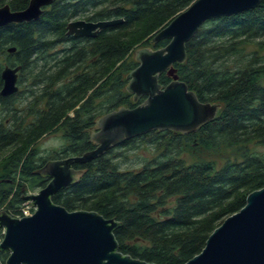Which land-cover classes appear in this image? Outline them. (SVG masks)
Segmentation results:
<instances>
[{
    "label": "trees",
    "instance_id": "trees-1",
    "mask_svg": "<svg viewBox=\"0 0 264 264\" xmlns=\"http://www.w3.org/2000/svg\"><path fill=\"white\" fill-rule=\"evenodd\" d=\"M29 1L0 0V6L8 3L12 10H21ZM194 1L54 0L38 20L0 27V53L6 56L5 62H0V92L5 65H21L23 72H32V65L42 64L23 92L10 96L0 93V109L9 118L0 122V156L15 146L2 161L0 211L4 207L16 216L25 202L24 184L32 188L47 185L33 175L46 160L94 149L85 129L95 124L100 111L104 114L121 106L135 107L143 101L134 100L124 89L129 82L127 75L139 65L137 60H127L129 54L138 42L152 43L154 49L166 46L168 39L154 43L152 38ZM93 8L99 11L88 20L122 18L123 22L95 37L68 35L71 19ZM137 25L140 34L133 38L125 34ZM261 38L264 0L253 9L206 21L186 44V61L174 66L180 80L201 101L221 105L217 116L191 133L153 130L115 147L129 149L137 146V140L151 139L160 150L159 157L146 161L138 170H120L115 159L122 153H114L115 148L90 162H74L73 168H86L88 173L79 184L55 193L53 202L70 211L95 210L119 221L122 225L114 231L119 250L133 258L184 264L199 254L210 234L245 206L248 194L264 187V154L248 146L251 142L264 145V56L252 53L234 68L224 63L230 57L243 56V43ZM258 43L264 45V40ZM60 44L64 46L55 50ZM10 47L16 51L9 52ZM114 66L117 68L102 85L107 86L112 101L97 111L93 104L104 93L100 86L93 88ZM28 79L22 74L18 85ZM159 81L166 85L171 77L163 73ZM26 94L33 101L19 106ZM84 96L74 116H69L68 110ZM30 114L35 116L34 122L26 121ZM58 129L63 130L66 144L54 154L41 155L36 143ZM189 145L195 153L232 148L236 158H228L221 166L207 157L188 162L181 153ZM8 255V251H0V264H6Z\"/></svg>",
    "mask_w": 264,
    "mask_h": 264
},
{
    "label": "water",
    "instance_id": "water-1",
    "mask_svg": "<svg viewBox=\"0 0 264 264\" xmlns=\"http://www.w3.org/2000/svg\"><path fill=\"white\" fill-rule=\"evenodd\" d=\"M54 0H30L26 8L12 10L10 4L0 6V27L11 23L38 20L44 8ZM261 0H195L177 14L152 38L166 46L136 50L139 65L128 75L127 90L134 99L146 96L135 107L121 106L99 117L98 131L90 132L96 146L82 155L47 161L33 175L50 181L35 194L23 196L36 208L31 216H12L0 211V251H9L6 264H157L119 250L115 230L122 224L95 210L70 211L54 203L52 196L71 184H79L87 169H75L74 162L86 163L106 154L127 139L153 130L183 133L197 131L213 120L219 103L201 101L177 74L176 63L187 59L189 42L208 20L253 9ZM123 19L100 21L71 20L67 34L95 37ZM15 52L16 47H10ZM21 65H5L1 95L19 91ZM171 81L163 85L161 74ZM184 264H264V187L248 194L245 206L228 216L208 237L204 249Z\"/></svg>",
    "mask_w": 264,
    "mask_h": 264
},
{
    "label": "rangeland",
    "instance_id": "rangeland-1",
    "mask_svg": "<svg viewBox=\"0 0 264 264\" xmlns=\"http://www.w3.org/2000/svg\"><path fill=\"white\" fill-rule=\"evenodd\" d=\"M100 9H102V7H99ZM99 8H93L90 11H85L84 13L81 14H77V16L73 17L71 20H88L89 16L92 15V13L99 11ZM141 29V27H139V25L134 26L131 29H128L125 34L129 35V37H135L136 35L140 34L141 31H139ZM264 38L261 39H257L255 42H249V43H243L242 44V48L241 51L243 52V56L240 57L239 59H237L235 56L234 57H230L227 59V61H224V63L231 67L234 68L236 66H239L241 64H243L244 62H246L247 56H249L252 53H258L260 56H264V45L259 44L258 42L263 41ZM64 45H58L57 48L55 50H58L60 48H62ZM143 47H147L150 49H154L153 48V44H146L143 42H138L137 43V48L134 51H131V53L129 54L127 60H136V50L139 48H143ZM6 59V56L4 53H0V62L4 63ZM225 60V58H224ZM42 64L41 62H39L38 65H32L31 69L32 72H30L31 70H24V72L22 71V69L19 72V78L22 74H24V78L25 76H28L29 79L22 85H19V91L23 92L27 87H30V85L32 84V80L31 77L36 74V72H38L41 68ZM118 66V65H117ZM117 66L112 67L111 70H107L106 73L103 74L102 78L98 81V83L96 84V86L93 88H98V86H100V90L104 93V95L101 98H98L95 103L93 104L95 106V110L99 111L100 108H102V106L111 103L112 101V97L111 94L108 93L109 91H107V86H105V88L102 87V85L105 83L106 79H108L109 75L117 68ZM127 74H125L126 77ZM127 85L128 83L125 85V90L127 91ZM39 93V92H38ZM89 94V93H88ZM26 96V97H25ZM24 97V99L22 100V102L19 104V106H28L29 102L33 101V97L31 95L26 94ZM85 97H81L79 101H77L75 104H73L71 106V109L68 110V115L69 116H74V111L76 109H78V107L80 106V104L85 100ZM72 104V103H71ZM40 107H45V101L40 103ZM21 109V107H19ZM26 108V107H25ZM220 111V110H219ZM102 111L99 112L100 115H98L95 118V122L97 121V119L101 116H103L104 114H101ZM219 113V112H218ZM22 115L26 116V112L22 113ZM7 114L3 111H1L0 109V122H6L8 121L9 118H6ZM27 122H34L35 121V116L34 115H28ZM63 130L62 129H58L57 131L51 133V134H47L45 136H43L37 143L36 146L39 148L40 154L43 156H48L51 154H54L55 152L59 151L60 149H62V147L66 144L65 139L63 137ZM136 147L133 148H115L114 149V153H118L121 152L122 155L117 157L115 159L116 162H118L120 170L122 171H128V170H138L142 167V165L153 158L159 157L160 154V150L157 149L156 144H153L151 139H147V140H137L136 142ZM249 148L250 150L254 151V152H258L260 154H264V145H257L256 142H251L249 143ZM15 149L13 147H10L8 149H6L2 155L0 156V178H1V174L3 172V163L2 161ZM40 155V156H41ZM182 157L186 158L188 162H194L197 158L199 157H207L212 159L218 166H221L222 164H224V162L230 158V159H235L236 158V152L234 149L232 148H221L219 151L217 152H198L195 153V149H193L190 145L186 148L185 151H183L181 153ZM26 188V192L24 194L28 195V194H35L37 193L42 187H35L32 188L30 186H27L26 184H24V187ZM27 201V200H25ZM29 202L30 205H32L31 201H27ZM23 204V203H22ZM33 207V206H32ZM34 208V207H33ZM1 210H5L4 207L1 208ZM12 215V214H11ZM13 216V215H12ZM16 217V216H15ZM4 231L1 230L0 232V240L2 239ZM2 234V235H1ZM9 253V251H8Z\"/></svg>",
    "mask_w": 264,
    "mask_h": 264
},
{
    "label": "flooded vegetation",
    "instance_id": "flooded-vegetation-1",
    "mask_svg": "<svg viewBox=\"0 0 264 264\" xmlns=\"http://www.w3.org/2000/svg\"><path fill=\"white\" fill-rule=\"evenodd\" d=\"M116 19H117V18H116ZM87 21H93V20H87ZM96 21H100V20H96ZM101 31H102V30H101ZM101 31H100V32H101ZM100 32H99V33H100ZM99 33H98V34H99ZM84 37H85V36H84ZM141 98H143V101H144L145 98H146V96H143V97H141ZM141 98H139V99L136 100V101H140ZM134 100H135V99H134ZM143 101H142V102H143ZM142 102H140V103H142ZM140 103H139V104H140ZM85 130L89 131V134H90V132H92V131H94V130H95V131H98V128H97V126H96V122H95L94 125L89 126V127L86 128ZM91 140H92V139H91ZM92 141H93L94 145L96 146L94 140H92ZM117 146H119V145H117ZM117 146H116V147H117ZM114 148H115V147H114ZM112 149H113V148H112ZM70 156H74V155H70ZM70 156L68 155V156H64V157L50 158V159L46 160V162L49 161V160L64 159V158H67V157H70ZM46 162H45V163H46ZM45 163H44V164H45ZM76 169H77V168H76ZM78 169H86V168H78ZM42 181L45 182V183H48V182L50 181V179L45 178V179H43Z\"/></svg>",
    "mask_w": 264,
    "mask_h": 264
},
{
    "label": "built area",
    "instance_id": "built-area-1",
    "mask_svg": "<svg viewBox=\"0 0 264 264\" xmlns=\"http://www.w3.org/2000/svg\"><path fill=\"white\" fill-rule=\"evenodd\" d=\"M28 201V200H27ZM25 201L21 207V212L16 215V217L22 218L25 216H31L34 214L36 208L32 207V205L29 204V202Z\"/></svg>",
    "mask_w": 264,
    "mask_h": 264
},
{
    "label": "bare ground",
    "instance_id": "bare-ground-1",
    "mask_svg": "<svg viewBox=\"0 0 264 264\" xmlns=\"http://www.w3.org/2000/svg\"><path fill=\"white\" fill-rule=\"evenodd\" d=\"M201 127H202V126H201ZM201 127H200V128H201Z\"/></svg>",
    "mask_w": 264,
    "mask_h": 264
}]
</instances>
